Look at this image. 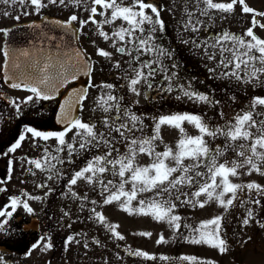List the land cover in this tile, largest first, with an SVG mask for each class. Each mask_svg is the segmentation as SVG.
<instances>
[{
	"label": "snow or ice",
	"instance_id": "obj_1",
	"mask_svg": "<svg viewBox=\"0 0 264 264\" xmlns=\"http://www.w3.org/2000/svg\"><path fill=\"white\" fill-rule=\"evenodd\" d=\"M0 4L32 7L31 13L25 10L22 15H41L49 6L67 8L71 5L83 8L87 12V19H78L77 14H72L66 21L55 23L62 27L65 33L71 32L74 42L78 41L88 24L94 25L98 37L110 42V47L116 54L128 58L123 60L125 67H121V60L111 63L110 67L124 73L118 78L127 81V89L131 93L140 96L141 91L137 86L142 85L145 99L150 98L153 90L158 94L178 91L175 97L178 100L183 97L197 103H219L212 101L209 95L195 91L190 82H180L176 71L179 65L174 62L175 50L166 48L159 42V37L166 32V25L161 18L162 9L148 0H90V6L89 0H0ZM237 4L241 6L242 13L251 14V26L243 34L221 30L204 37L199 35L202 30L209 32L212 26L209 22L214 19L213 12L232 14ZM183 15L186 19L180 22L183 28L181 43L190 45L194 52L200 53L201 58L206 61L209 78L234 79L238 83L264 86V38L254 32L257 27L264 29V23L258 19L264 18V12L256 11L246 4L245 0H230L227 3L214 0H185ZM3 16L9 17L11 13L4 11ZM97 16L102 19L97 20ZM13 18L19 20L20 15ZM42 19L46 20L47 17ZM32 26L38 27L35 24ZM104 26H110V30L105 31ZM11 31L12 29L0 28V34L6 38ZM188 33L191 35H184ZM44 39L52 42L53 48H62L61 44L56 43V36L48 35ZM2 51L9 69L5 74V82H10L9 87L13 89L31 93L22 101H9L17 112L22 111L21 104L53 100L60 88L76 81L81 75L89 77V82L84 88L70 91L68 98L59 105L57 123L62 125V130L42 131L25 126L7 149L6 155L16 152L24 141L29 140L34 148L41 150V155L39 159L28 158L27 162L35 169L50 171L58 177L60 169L57 165L73 164L76 157L91 153L87 155L83 166L72 172L68 179V193L71 197L87 201L93 206L97 205L96 200L88 201L86 193L78 194L72 191L71 186L77 185L78 182L84 183L91 186L92 191L99 190L102 197L100 207L118 206L124 213L166 222L177 231L181 228L179 222L182 219L174 214L177 203L202 210L210 204H215L223 212L201 221L194 227L183 225L193 233L185 239L193 245L208 246L221 256L229 252L223 213L236 206V202L241 206L248 203L239 193L255 192L257 196L264 197V185L256 182H233V178L250 176L253 173L264 177V113L256 111L257 106L264 107V97H253L247 110H241L231 121L224 124L211 125L199 114L172 113L153 118L151 134L138 136L137 133H143L145 128L144 115L136 113L132 108L138 101L122 106L125 97L113 94V84L92 83L94 64L84 49L76 47L71 52H62L59 55L34 53L31 49L8 51L6 47ZM96 55L111 61L113 52L97 47ZM208 62L213 66H208ZM157 76H160V81L156 80ZM94 87L108 90L97 96L95 101L94 110L101 112L98 122L85 121L73 115L74 109L83 111L84 102L88 99V88ZM219 115L222 118L224 116L222 112ZM185 124L194 127L197 134H188ZM165 128L177 133L172 146L163 140L162 133ZM69 133L71 140L66 139ZM219 137L224 138L223 147H213V142ZM49 141L55 142V148L49 149L46 146ZM40 142H43V145ZM117 144H121L124 151H121ZM160 144L164 145L162 151L157 150ZM101 147L103 152L99 151ZM229 149L234 156L225 157L221 161L219 158ZM62 152L66 154V158L60 155ZM141 155L147 156L150 163L139 164L137 157ZM11 163L9 161L10 173ZM242 169L246 171L242 172ZM28 170L32 171L31 168ZM52 178L53 176L48 177ZM6 191V188L0 187V192ZM51 191L49 188L45 195ZM146 193L151 195L144 197L142 194ZM21 195L25 199L10 196L9 203L0 207V218H3L0 219V231L5 230V225L17 212L18 206H22L26 213L32 214L33 209L28 201L41 199L40 196L26 193ZM133 201L136 202L135 206ZM251 203L264 206L261 199L254 198ZM64 215L67 216L68 213L65 212ZM89 218L99 222L115 239H124L117 230L118 225L109 224L105 215L97 211L96 207L90 209ZM250 222L264 228V221L256 219L253 210L248 208L241 226H248ZM139 235L151 236V233L141 232ZM44 240L45 238L41 237L40 241L34 243L27 255H31L35 249L47 251L53 247L49 242L41 243ZM73 240V236L67 237L65 250ZM164 242L163 236L156 241L157 244ZM95 243L99 244V241ZM84 247H88L87 242ZM130 252L134 256L153 259L141 250ZM181 259L189 264H214L211 260L197 257L184 256ZM0 264H6L2 256Z\"/></svg>",
	"mask_w": 264,
	"mask_h": 264
},
{
	"label": "rangeland",
	"instance_id": "obj_2",
	"mask_svg": "<svg viewBox=\"0 0 264 264\" xmlns=\"http://www.w3.org/2000/svg\"><path fill=\"white\" fill-rule=\"evenodd\" d=\"M169 1V3H168ZM163 2L170 6L169 11L173 9V4L177 6V2L185 5V0H163ZM175 2V3H174ZM214 2H230V0H214ZM245 3L259 12H264V0H245ZM183 6V5H182ZM167 10V9H166ZM165 11V10H164ZM181 11H184L181 9ZM167 20L166 24V35L170 38L171 42H177L179 57L178 61L181 66L187 69L186 77H180L181 83H191L192 88L195 91L205 93L209 95L212 101H219V103H197L190 101L187 98H181L176 101V113H194L201 115L211 125L224 124L226 121H231L232 118L241 110H247L251 103V100L255 96L264 97V86L253 84L238 83L234 79L224 78H209V73L205 67L206 61L201 58L200 53L194 52L190 45L181 43V33H183L182 24L180 23L186 16L181 14L178 18L180 21L176 24V21L171 19L172 17L168 14H164ZM225 17L221 19V17ZM213 21L209 32L201 31L200 36L204 37L210 32H220L221 29H227L235 34H243V32L251 26V14L242 13L241 6L239 4L234 6V12L232 14L216 13L213 12ZM201 19H207L201 17ZM261 23H264V18H260ZM15 22V19L11 17H5L3 19V25H9ZM1 23V20H0ZM180 25V27H174ZM173 26V27H172ZM1 27V24H0ZM254 32L264 38V29L259 27L254 29ZM185 36L191 35L190 33L184 34ZM208 66H213L211 62H208ZM188 67V68H187ZM196 74V75H195ZM195 75V76H193ZM216 82V83H215ZM103 92H101L102 94ZM100 94V95H101ZM17 98L22 96L16 94ZM96 101V100H95ZM138 105L144 104L143 98H138ZM27 104H21V108H26ZM136 112L137 110L134 109ZM256 111L258 113H264V107L257 106ZM11 110L6 109L4 115L10 114ZM100 112V111H99ZM148 111H143V113ZM223 113V118L219 113ZM173 111H170V115ZM145 128L143 133H137L140 135H150L153 125V118H158L160 115L154 113L144 114ZM162 116V115H161ZM101 118V112H100ZM99 118V120H100ZM259 118V117H258ZM5 123L10 121L5 120ZM185 128L188 134L196 135L197 131L191 125L185 124ZM255 132V129H253ZM163 140L169 146L174 144L176 138V131L165 128L163 130ZM224 138L219 137L213 142V147L220 145L223 147ZM48 146H55L54 141H49ZM121 151H124V147L121 144L116 145ZM163 144H160L157 148L158 151L163 150ZM101 152L104 151L101 147ZM234 153L229 149L225 152L223 157L219 159L222 161L225 157H232ZM138 163L146 165L150 163L147 156H138ZM36 170V175L32 177L22 176L18 181L19 184H14L13 187L17 192L10 193L12 196H18L22 200L25 199L22 193L29 194L31 196H40V200H29L28 203L33 209V214H38L39 211L49 212V222L52 226H55L52 230L54 233L58 227L59 234L58 240L55 241L51 235L38 236L35 235L30 244V248L27 249L25 246L21 249L19 256L10 254H0L4 258V261L11 260L10 264H19L17 262L20 259L21 264H189L188 261L181 259V257H197L203 260H211L214 264H264V228H260L255 222H250L248 226H241V221L246 215L247 209L251 208L254 213V217L260 221H264V206L255 205L251 203L252 199H261L264 201V197L257 196L255 192L239 193L241 198L248 201L245 205L241 206L239 202H236V206L230 208L228 212L223 213L225 219L223 221L226 228V239L230 246L228 253L221 256L217 251L212 250L205 245H193L188 243L185 237L193 235L190 228H185L183 225L196 226L201 221L212 218L215 215H219L223 212L222 209L218 208L215 204H210L206 209L192 208L190 205L177 203L174 214L181 216V228L179 231L170 227L166 222H157L152 220L150 217H143L139 215H129L119 210L118 206H104L100 207L102 203V197L99 190L92 191L91 186L78 182L77 185L71 186L72 191L78 194L86 193L88 201L96 200L98 203L96 206L91 205L87 201L79 200V206L76 208V199L71 197L68 193L69 185L66 184V180L53 176L52 179H44L42 177L44 173L39 169ZM246 171V169L241 170ZM42 177V178H41ZM106 178H112L106 176ZM44 182L47 183V188H39L37 185H42ZM64 182V183H63ZM233 182L246 184L248 182H256L264 185V177H261L257 173L252 175H241L239 178H233ZM128 187V186H126ZM52 191L48 195V189ZM99 188V186H97ZM44 189V190H43ZM187 191V189H185ZM175 194V193H174ZM144 197H148L151 194H142ZM68 203V204H67ZM73 203V204H71ZM8 204V201L7 203ZM133 205L136 202L133 201ZM96 207L97 211H101L109 224L118 225V232L124 236L123 240L115 239L111 234L94 218L90 217V209ZM11 210L10 208L8 209ZM68 215L65 216L64 213ZM26 216L22 206H18L17 212ZM15 213V214H16ZM9 226V223L5 225V228ZM47 228L42 227V230ZM78 233H75V231ZM6 229L0 231L1 236L15 238L12 241L11 246L16 245L17 236L9 235ZM71 231V233H69ZM74 234H73V233ZM141 232H150L151 236H141ZM71 234L74 237L72 243L68 245L65 250V243L63 239L66 234ZM80 234V235H77ZM160 236L164 237V243L157 244L156 241ZM44 237L43 242H49L53 247L47 251H41L39 249L32 250L31 255H27L31 246L40 238ZM251 238L250 240L248 238ZM76 241H79L77 243ZM99 241V244L95 243ZM247 241V243H244ZM87 242L88 247H84V243ZM129 250H141L146 252L153 259H147L145 257H138L131 255L123 249ZM160 257H167V259H160Z\"/></svg>",
	"mask_w": 264,
	"mask_h": 264
},
{
	"label": "flooded vegetation",
	"instance_id": "obj_3",
	"mask_svg": "<svg viewBox=\"0 0 264 264\" xmlns=\"http://www.w3.org/2000/svg\"><path fill=\"white\" fill-rule=\"evenodd\" d=\"M148 2L154 3L158 6H160L161 10V18L164 21L165 25L167 24V20L165 19V13L168 14V18L173 19V21H176V24L180 21L178 19L181 14H183L184 10V4L181 5V3L177 2V6L173 4V9L169 11L170 4L167 5L163 2V0H148ZM169 3V1H168ZM175 3V2H174ZM89 6H90V0H89ZM167 9V10H166ZM28 11L29 13L32 12V7L27 6L26 8H22L19 4L14 6H9L5 4H0V20H1V27L5 28L6 25H3V12L8 11L11 13V18L15 17L16 15H20L19 20H15L14 23H21V22H28V21H42V17H47L46 20H49L50 18L55 19H61L66 21L68 17L72 14H77L78 19H87V12L83 8H75L73 6H69L67 8L64 7H56V6H49L47 9H44L42 11L41 15H35V14H29V15H22L23 11ZM165 10V11H164ZM169 15L171 17H169ZM14 19V18H13ZM97 20L102 19L100 16L96 17ZM120 23V22H117ZM174 23V27H180V25H176ZM11 24H9L10 26ZM8 26V25H7ZM77 27L79 25L77 24ZM173 27V26H172ZM95 26L92 24H88L83 29V34H81L78 38L80 42V46H82V49H84L88 55L92 58L93 64H94V72L91 74L92 79L91 82L96 85L106 84L110 83L114 85V89L112 90L113 94L116 96H123L125 99L122 101V106L129 104V102L137 101L138 98L144 99V104L142 106H139L138 103L133 104L132 108L133 110L136 109V113L138 114H149L156 113L157 115H164L168 114L170 111H173V113H176V95H178V91H174L171 94L163 93L158 94L157 91L153 90L150 93V98L145 99L143 93H144V87L142 85H138L137 87L141 91L140 96H136L135 94L131 93L127 89V81L124 79H119L118 77H121L124 75L123 72L120 70H117L115 68H111L110 64L115 63L116 60H121L122 64L121 67H125L123 64V60L128 59L127 57H121L119 54H116L114 50L110 47V42L103 41L94 31ZM105 31L110 30V26H104ZM221 30H227V29H221ZM216 32H219L218 30ZM232 32V31H230ZM214 33V32H210ZM234 33V32H232ZM236 34H239L237 32ZM2 42H3V35L0 34V70L3 60V52H2ZM159 42L163 44L164 47L169 49L175 50V58L174 62L179 65L178 69L176 71L179 75V80L181 82V76L186 77V71L187 69L184 68V66H181L180 62L178 61L179 54L176 52L178 50V44L177 42H171L170 38L168 37V34L166 35V32L159 37ZM102 48L107 51L113 52V57L111 61L105 60L102 57H98L96 55V48ZM166 63H171V61H166ZM188 68V67H187ZM196 75V74H195ZM193 75V76H195ZM160 76H157L156 80L160 81ZM222 79V78H221ZM2 75L0 73V187H4L7 189L6 192H0V207H3L6 205L7 201L9 203V197L12 196L10 193L16 192L15 188L13 187L14 184H19V180L22 178V176H28L32 177L36 175V170L33 165H30L27 160L28 158H34L39 159L41 155V150L34 148L32 146V142L29 140H26L22 143L21 148L17 149L14 153H8L7 155V149L11 146L12 143L15 142V140L18 138V136L22 133L23 128L25 126H31L34 128H37L38 130L42 131H60L62 130V127H59L55 123V113L60 101V96L64 95L70 88L74 86V84H68L64 89L59 93V96L53 100L48 101H40L39 103H29L26 108H21L22 111L17 112L15 108L12 106V104L9 103V101H22L26 96L30 95L31 93L24 91L22 89H13L6 85L4 81H2ZM89 82V77L85 81V84L87 85ZM155 83V82H154ZM166 83V82H165ZM216 83V82H215ZM107 89H103L100 87H94V88H88V99L84 102L83 111H77V116L81 117L83 120L88 121L92 120L94 122H98L100 118V112L98 110H94L96 108L95 100L97 96L101 94V92H106ZM23 95L22 100L21 98H17L15 96ZM6 109H10L11 112L7 116L4 115V111ZM148 111V113H143V111ZM145 117V116H144ZM8 120L9 123H5L4 121ZM66 139L71 140V133H69L68 137ZM41 145H43V142H40ZM49 147V149H52L53 147ZM55 148V146H54ZM95 151V150H94ZM101 152V150H99ZM88 154H82L79 157H76L73 164H63V165H57V167L60 169L59 176L57 178L66 180V184H68V179L72 172L78 169V167H82L87 155ZM62 157L66 158L65 153H60ZM9 161H11V173L9 172ZM32 169L30 172L28 169ZM44 175V179H48L49 176H54L52 172L44 170L42 171ZM33 173H35L33 175ZM41 177V178H42ZM64 183V182H63ZM46 185L47 183L44 182ZM17 188V194L19 192L18 187ZM39 188H45V187H39ZM47 188V187H46ZM45 188V189H46ZM44 190V189H43ZM76 208L79 206L78 202L79 200L76 199ZM68 204V203H67ZM73 204V203H71ZM49 212H43V210L39 211L38 214H26V216H23L22 214H14L12 218L9 219V226L6 229L5 233L7 232L9 235H15L17 236L16 239V245L11 246V242L15 241V238L12 236L10 237H4L1 236L3 232L0 234V254H10L19 256L21 254V249L25 246L27 249L30 248V242L31 239L35 236H42L43 235H51L53 236V239L55 241L58 240L59 234L58 227L56 225L57 230L52 233V230L55 226H52V223L49 222ZM3 219V218H0ZM42 230V227H46ZM79 230L75 231V233H78ZM71 233V231L69 232ZM67 233L65 238L63 239L64 243L68 236L71 234ZM73 233V232H72ZM74 234V233H73ZM19 264H21L20 259L17 260ZM11 260H7L6 264H10Z\"/></svg>",
	"mask_w": 264,
	"mask_h": 264
},
{
	"label": "water",
	"instance_id": "obj_4",
	"mask_svg": "<svg viewBox=\"0 0 264 264\" xmlns=\"http://www.w3.org/2000/svg\"><path fill=\"white\" fill-rule=\"evenodd\" d=\"M60 21L59 19L50 18L49 20L42 21H30L25 23H18L12 25L10 27H6L5 29H12L9 37H4L2 42V50L6 47L8 51H16L20 49H31L34 53H44V54H52L59 55L62 52H71L74 48L80 46L79 41L74 42L72 38V33H65V30L57 25L55 22ZM38 25V27H33L32 25ZM54 35L57 37L56 43L61 44L62 48L57 50L52 47V42L44 39L45 36ZM3 52V51H2ZM1 73L4 83L9 86L10 82H5V74L9 72L8 66L4 60H2ZM87 76L81 75L76 81V85L69 90L72 91L74 89H82L85 87V80ZM72 83V82H70ZM69 83V84H70ZM64 89L60 88L55 97L58 96L59 92ZM68 98V93L61 97L59 105L64 102V100ZM59 112V106L55 115V120L57 123V115ZM77 109H74L73 115L76 116ZM59 124V123H57ZM61 125V124H59Z\"/></svg>",
	"mask_w": 264,
	"mask_h": 264
}]
</instances>
